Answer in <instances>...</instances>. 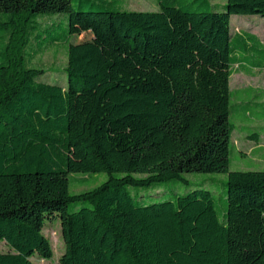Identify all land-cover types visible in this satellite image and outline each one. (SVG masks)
Wrapping results in <instances>:
<instances>
[{
    "label": "trees",
    "instance_id": "obj_1",
    "mask_svg": "<svg viewBox=\"0 0 264 264\" xmlns=\"http://www.w3.org/2000/svg\"><path fill=\"white\" fill-rule=\"evenodd\" d=\"M156 1L0 0V242L11 249L0 264L51 260L47 219L61 221L59 264H264V169H230L232 113L260 107V131L243 137L264 135V90L232 105L230 87L235 65L264 71V43L231 19L264 17V0ZM74 29L96 40L71 43ZM56 44L67 85L31 64ZM129 59L144 69L123 72ZM100 172L106 181L70 192L73 174ZM189 172L227 173L222 204L203 186L151 203L131 189L188 184Z\"/></svg>",
    "mask_w": 264,
    "mask_h": 264
},
{
    "label": "rangeland",
    "instance_id": "obj_2",
    "mask_svg": "<svg viewBox=\"0 0 264 264\" xmlns=\"http://www.w3.org/2000/svg\"><path fill=\"white\" fill-rule=\"evenodd\" d=\"M225 1L226 0H212V2L218 4L225 3ZM118 2L119 5L126 10H159V5L156 0H118ZM62 16L64 17V15ZM58 17H60V15H48L45 19H41V21L42 23L49 21L56 22L58 21ZM241 30H251L258 35L264 43V17L258 15H234L231 19V31L235 33ZM84 40L95 41L96 39L92 31L74 29L71 43H77ZM67 62L68 56L65 46L56 44L46 51L36 55L32 59L31 64L47 70V73L41 77L43 81L47 80L50 83L67 85L68 77L65 70ZM234 68L237 69V72L234 70L230 83L232 90V105L239 101L255 100V90H264V71L254 70L253 73H248L246 71H239L238 65H235ZM143 69L144 67L142 65L129 59L126 67L122 71L128 74H133L140 72ZM76 103L78 104L77 111L80 112L88 104V98H76ZM259 111L260 107L254 106L252 108L253 116L251 118L260 117L261 114ZM262 117L264 118V116ZM231 118L232 121L236 123L237 128L231 142L230 169L263 170L264 135L262 136L259 147L256 142L243 137L244 132L260 131V128L253 123L250 117L245 118L241 111L232 113ZM261 124L264 125V120ZM186 175L189 178L188 184L167 182L160 187H152L149 189L131 187V189L138 199H141L146 203H151L171 199L174 197V194H182L189 189L203 186L213 191L214 195L217 197L218 205L222 204L220 196L223 195L226 190L225 183L228 181L227 173L189 172L186 173ZM108 177V174L104 172L92 174L91 176L83 173L73 174L70 177V192L72 194H77L92 189L106 181ZM50 225L51 226H49V219H47L44 233L52 242L54 256L51 260L41 259L34 256L32 258L34 264H59L60 258L64 253L65 241L62 234L61 221L53 219L50 221ZM0 250L3 252L11 251L5 242H0Z\"/></svg>",
    "mask_w": 264,
    "mask_h": 264
},
{
    "label": "crops",
    "instance_id": "obj_3",
    "mask_svg": "<svg viewBox=\"0 0 264 264\" xmlns=\"http://www.w3.org/2000/svg\"><path fill=\"white\" fill-rule=\"evenodd\" d=\"M259 90V89H258ZM261 90V89H260ZM261 142V141H260ZM260 144V143H259ZM259 144H257L258 145V147H259Z\"/></svg>",
    "mask_w": 264,
    "mask_h": 264
}]
</instances>
